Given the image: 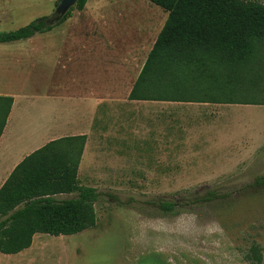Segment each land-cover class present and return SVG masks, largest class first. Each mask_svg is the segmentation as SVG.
Listing matches in <instances>:
<instances>
[{
	"label": "crops",
	"instance_id": "crops-1",
	"mask_svg": "<svg viewBox=\"0 0 264 264\" xmlns=\"http://www.w3.org/2000/svg\"><path fill=\"white\" fill-rule=\"evenodd\" d=\"M121 3L87 0L61 25L75 18L79 27L48 31L60 36L49 45L48 56L44 46H33L40 66L48 58L47 66H59L65 81L50 82L47 90L31 94L0 90V96L12 97L0 135V187L25 156L65 136H85L77 170L78 183L84 186L90 185L80 180L103 178L110 172L125 179L182 178V173L195 170L194 164L219 162L214 159L217 152L212 140L214 145L226 144L223 154L228 162L234 161L227 147L235 126L225 125L224 120L236 104L129 97L168 13L154 4L149 17L132 27L136 8ZM226 129L230 133L227 142L219 137ZM136 146L144 148L143 158L132 157ZM236 152L235 157L241 154ZM112 153L116 161H107ZM139 172L144 175L134 174ZM71 196L57 195L61 199ZM58 240H64V235L34 233L29 247L16 253L0 252V264H71L67 251L54 245Z\"/></svg>",
	"mask_w": 264,
	"mask_h": 264
},
{
	"label": "rangeland",
	"instance_id": "rangeland-1",
	"mask_svg": "<svg viewBox=\"0 0 264 264\" xmlns=\"http://www.w3.org/2000/svg\"><path fill=\"white\" fill-rule=\"evenodd\" d=\"M248 1L264 4V0ZM58 2L0 0V32L16 30L38 17L51 15ZM122 2L120 5L136 8V14H131L132 27L144 22L156 6L147 0ZM63 22L54 27H79L75 18L61 26ZM56 32L0 43V90L31 94L47 90L50 82L65 81L59 66H47L48 58L42 64L45 66H40L32 50L42 45L48 56L49 45L60 37ZM5 55L12 59L4 60ZM258 72L262 79L258 78L256 87L261 90L264 60ZM251 98L261 103H233L235 107L230 108L224 120L225 125L236 128L227 147L233 152V162L223 154L226 144L214 145L212 140L217 152L214 159L219 162L194 164L195 170L182 173V178L125 179L119 177L120 173L110 172L103 178L80 180L98 193L95 224L52 243L67 251L71 264H264V184H253L256 177L264 175V92L252 94ZM228 136L230 140L226 129L219 137L227 142ZM135 149L132 157L143 158L144 148ZM236 151L241 153L237 157ZM106 158L116 161L117 156L112 153ZM212 190L223 198L188 203L194 195ZM167 200L183 204L176 206L175 212L166 213L160 203ZM255 245L259 249L250 252Z\"/></svg>",
	"mask_w": 264,
	"mask_h": 264
},
{
	"label": "trees",
	"instance_id": "trees-1",
	"mask_svg": "<svg viewBox=\"0 0 264 264\" xmlns=\"http://www.w3.org/2000/svg\"><path fill=\"white\" fill-rule=\"evenodd\" d=\"M78 0L60 19L53 13L16 30L0 32V43L49 31L81 10ZM168 15L131 89L132 99H208L260 104L258 67L264 60V4L248 0H148ZM262 55V57H261ZM12 104L0 96V135ZM84 135L51 140L25 156L0 187V252L16 253L30 246L34 233L71 235L96 221L94 187L78 183L77 170ZM254 185L264 184V175ZM71 193L69 198L58 194ZM223 198L215 190L194 195L188 203ZM21 207L16 208L18 205ZM183 202L160 203L166 213ZM258 246H251L250 252Z\"/></svg>",
	"mask_w": 264,
	"mask_h": 264
},
{
	"label": "water",
	"instance_id": "water-1",
	"mask_svg": "<svg viewBox=\"0 0 264 264\" xmlns=\"http://www.w3.org/2000/svg\"><path fill=\"white\" fill-rule=\"evenodd\" d=\"M77 1L78 0H59L53 12L54 21L60 19L72 6L76 4Z\"/></svg>",
	"mask_w": 264,
	"mask_h": 264
}]
</instances>
